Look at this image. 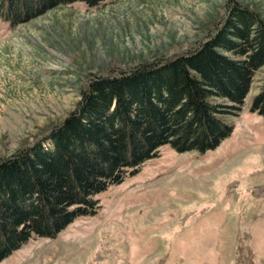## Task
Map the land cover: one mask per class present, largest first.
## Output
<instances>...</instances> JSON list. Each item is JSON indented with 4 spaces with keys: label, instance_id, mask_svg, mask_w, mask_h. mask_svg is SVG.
I'll return each instance as SVG.
<instances>
[{
    "label": "rangeland",
    "instance_id": "obj_1",
    "mask_svg": "<svg viewBox=\"0 0 264 264\" xmlns=\"http://www.w3.org/2000/svg\"><path fill=\"white\" fill-rule=\"evenodd\" d=\"M235 4L264 24V0H105L13 28L0 20V159L43 140L94 78L193 51ZM263 85L264 66L241 109L218 115L231 134L216 148L163 145L93 196L95 214L31 237L0 264H264V117L251 110Z\"/></svg>",
    "mask_w": 264,
    "mask_h": 264
},
{
    "label": "trees",
    "instance_id": "obj_2",
    "mask_svg": "<svg viewBox=\"0 0 264 264\" xmlns=\"http://www.w3.org/2000/svg\"><path fill=\"white\" fill-rule=\"evenodd\" d=\"M104 1L0 0V20L13 28L59 6ZM263 66L264 24L235 4L193 51L94 78L43 140L0 159V261L33 236L53 238L95 214L93 196L137 173L163 145L179 153L216 148L231 134L218 115L241 109ZM251 110L264 117V85Z\"/></svg>",
    "mask_w": 264,
    "mask_h": 264
}]
</instances>
